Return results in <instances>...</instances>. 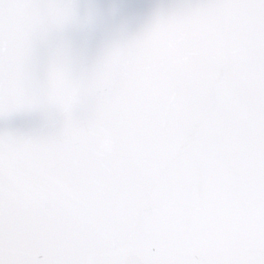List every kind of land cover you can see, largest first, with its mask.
<instances>
[{
	"label": "snow or ice",
	"instance_id": "snow-or-ice-1",
	"mask_svg": "<svg viewBox=\"0 0 264 264\" xmlns=\"http://www.w3.org/2000/svg\"><path fill=\"white\" fill-rule=\"evenodd\" d=\"M0 264H264V0H0Z\"/></svg>",
	"mask_w": 264,
	"mask_h": 264
}]
</instances>
